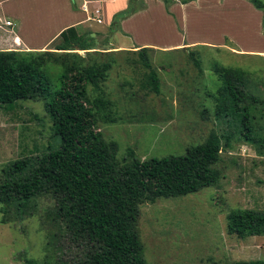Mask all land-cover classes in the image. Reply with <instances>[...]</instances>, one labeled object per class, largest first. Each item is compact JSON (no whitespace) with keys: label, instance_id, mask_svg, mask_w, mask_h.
<instances>
[{"label":"rangeland","instance_id":"rangeland-1","mask_svg":"<svg viewBox=\"0 0 264 264\" xmlns=\"http://www.w3.org/2000/svg\"><path fill=\"white\" fill-rule=\"evenodd\" d=\"M213 1L219 8L211 9L218 10L216 18L224 24L205 15L195 18L190 7L184 9L186 15L182 19L184 42L200 40L209 45L148 51L150 66L158 79L157 94L140 88L146 71L135 53L121 51L110 55L112 65L99 86L103 99L110 103L111 122L98 119L94 128L103 141L116 143L118 160L125 156L126 149H131L139 161L180 156L187 147L202 143L209 131L226 133L225 123L213 116L221 88L219 69L242 70L246 78L242 91L247 97L264 100V35L259 29L257 11L247 0H228L230 7L228 3L221 7L219 0ZM151 8L150 22L146 24L139 17L141 21L133 23L138 34L158 48L179 43L181 34L171 32L170 24L160 15V7ZM80 33L76 32L84 37ZM221 34L225 36L220 38ZM99 35L100 41L94 36L83 40L96 51L116 48L115 33L104 30ZM69 53L54 54L50 59L85 66L95 57L79 50ZM95 58L104 60L103 56ZM58 70L53 66L48 71L53 86ZM86 90L90 94L88 85ZM258 111L264 115V110ZM57 145L41 99L0 108V183L3 172L14 161L34 162ZM218 158L215 168L219 176L213 186L138 207L136 233L145 264L264 260V236L240 239L226 231V216L232 210L264 213V142L254 146L233 138L230 149L221 143ZM53 208L49 196H39L29 200L19 221L0 223V264H75L81 260L84 248L68 234L47 238L48 233L57 231L47 220Z\"/></svg>","mask_w":264,"mask_h":264},{"label":"trees","instance_id":"trees-1","mask_svg":"<svg viewBox=\"0 0 264 264\" xmlns=\"http://www.w3.org/2000/svg\"><path fill=\"white\" fill-rule=\"evenodd\" d=\"M162 1L165 5L172 3ZM178 1L184 4L192 0ZM134 2L129 0V8L114 15L111 26L135 10ZM248 2L262 13L264 35V2ZM58 38L53 52H0V108L41 99L52 134L58 139L55 149L48 148L34 162L16 160L3 172L0 223L19 221L30 199L49 196L54 208L47 220L57 231L48 233L51 236L47 238L68 234L82 246L83 255L75 264H145L136 233L138 207L213 186L219 176L215 165L221 143L230 149L233 138L254 146L264 142V115L258 111L264 110V100L247 97L242 91L246 79L242 70L219 69L221 88L213 116L225 123L226 133L218 135L211 130L202 143L187 147L180 156L139 161L131 149H126L125 156L118 160L116 143L103 141L94 128L98 119L111 122L110 103L103 99L99 84L113 60L107 53L93 51L87 54L103 56L104 60L92 56L85 66L65 59L55 61L50 59L54 54L66 56L73 50L91 49L73 28L61 32ZM136 55L146 71L140 88L157 94L158 79L146 49ZM53 66L59 69L55 86L48 78ZM226 231L240 239L264 236V213L232 210L226 216ZM229 264H264V260Z\"/></svg>","mask_w":264,"mask_h":264},{"label":"crops","instance_id":"crops-1","mask_svg":"<svg viewBox=\"0 0 264 264\" xmlns=\"http://www.w3.org/2000/svg\"><path fill=\"white\" fill-rule=\"evenodd\" d=\"M220 1L221 7L228 3V0ZM135 2L133 5L135 10L120 18L114 26H111L114 15L129 8V0H0V52H53L54 45L60 42L59 34L69 28H73L75 32L84 33L85 38L94 36L96 41L102 39L99 33L104 32V30L115 33L114 44L116 50L111 51L112 48L109 47L104 51L97 50L109 55L121 51L136 54L138 50L146 49L147 56L148 51L175 49L178 51L195 47L198 44L209 45L200 40L184 42L182 19L186 15L184 9L190 7L192 8L191 14L195 18L198 15H205L215 21L218 10L213 11L211 8H219L215 4L216 1L192 0L182 4L178 0H172V3L168 5H165L162 0H135ZM154 5L157 8L160 7V15L166 24H170L171 32L181 34L179 43L158 48L152 45V42L142 38L141 33V36L138 34L137 27L133 23L140 22L139 17L143 18L145 23L146 21L150 22L153 16L151 7ZM230 6L228 3V7ZM256 11V18L258 21L260 20L259 29L262 32V13L259 10ZM97 19L99 23L96 22ZM218 20L223 23L222 19L216 21ZM171 21H174V23L172 24ZM5 22H9V25L5 26ZM99 24H102L103 27L96 26ZM224 36V34H221L220 38ZM123 40L128 42L125 43ZM89 48L91 49L85 51L86 53L96 51L95 47L90 46Z\"/></svg>","mask_w":264,"mask_h":264},{"label":"built area","instance_id":"built-area-1","mask_svg":"<svg viewBox=\"0 0 264 264\" xmlns=\"http://www.w3.org/2000/svg\"><path fill=\"white\" fill-rule=\"evenodd\" d=\"M96 22L99 23V20L97 19ZM4 25L5 26H8L9 25V22H5Z\"/></svg>","mask_w":264,"mask_h":264}]
</instances>
